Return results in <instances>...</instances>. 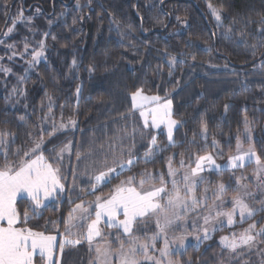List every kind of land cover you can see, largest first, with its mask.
Segmentation results:
<instances>
[{"label":"trees","instance_id":"obj_1","mask_svg":"<svg viewBox=\"0 0 264 264\" xmlns=\"http://www.w3.org/2000/svg\"><path fill=\"white\" fill-rule=\"evenodd\" d=\"M80 3L82 7L76 6V0H7L5 7V0H0V39L5 41L0 44V65L11 69L9 75L0 72V132L15 134L6 136V145L0 146V167L5 164V148L9 161L18 165L21 159L30 158L24 152L41 135L50 162L48 150L53 145L59 148L71 142L73 146L57 165L66 178L65 192L58 201L35 211L30 200L20 199L16 204L20 226L48 235L65 232L68 213L77 202L108 195L121 180L133 175L139 178L145 170L154 177L159 171L166 176L172 155L173 162L179 164L181 158L192 162L210 153L217 163L225 164L237 155L239 138L241 145H252L264 159V0ZM209 3L223 6V27L217 26ZM19 12L31 19L19 18ZM9 27L13 32L4 36ZM228 28L232 39L224 35ZM41 40L45 45L42 60L30 64ZM8 44L14 49H8ZM13 50L17 55L9 59ZM173 56L175 67L169 63ZM137 88L163 101L172 100V117L179 122L173 131L175 143L168 141L163 128H143L139 111L132 109L131 93ZM245 118L250 122L252 141L245 132ZM70 119L76 121V127L48 135L53 124L58 127ZM203 123L207 124L206 134ZM37 125L45 131L41 133ZM133 128L134 140L130 135ZM152 136L157 145L152 156L145 158ZM129 149L137 157L136 164L110 184L96 186L93 194L92 177L111 166L114 159H127ZM77 151L82 154L80 160ZM255 166L207 172L204 182L211 180L213 187L228 182L227 194L234 193L238 191L235 178L253 173ZM136 230L138 234L137 226ZM228 230L223 227L199 246L189 244L185 251L173 254L174 260L179 264H188L189 258L192 264L227 262L230 250L219 238ZM112 244L115 248L114 241ZM93 259L88 244L82 242L65 247L62 264H90Z\"/></svg>","mask_w":264,"mask_h":264},{"label":"snow or ice","instance_id":"obj_2","mask_svg":"<svg viewBox=\"0 0 264 264\" xmlns=\"http://www.w3.org/2000/svg\"><path fill=\"white\" fill-rule=\"evenodd\" d=\"M88 5H91L92 0H86ZM7 0H5V7ZM76 6L82 7L80 0H76ZM209 8L215 16L218 27H223L222 12L223 6L215 7L209 3ZM37 12L40 10L37 9ZM63 15V13H61ZM19 18H23V13H18ZM25 21L31 18H23ZM179 19V18H177ZM75 23V21H73ZM51 23V21L49 22ZM14 27V26H13ZM13 27H9L3 35L7 36L13 32ZM45 37L48 33L43 34ZM224 35L228 39H232L231 28H228ZM55 39V37H52ZM4 39H0V44H4ZM13 44H8V49H14ZM25 52L28 51V44L25 43ZM40 50H33L32 60L30 64H36L44 55V41L39 42ZM255 49V45H251ZM255 54V53H253ZM17 53L13 50L9 59L15 57ZM3 59V57H0ZM195 61L196 57H191ZM73 65L76 61H72ZM170 65L175 67L177 64L176 57H171ZM183 63V61H181ZM264 67V64L261 65ZM0 72L10 73L11 69L0 65ZM171 71L169 75H171ZM21 79H23L21 77ZM247 86V85H245ZM15 91V89H13ZM77 95L80 93V88L76 89ZM51 101V97H49ZM132 109L139 111V116L143 118V128L153 127L159 129L163 124L167 128V139L170 143H175L173 140V131L178 125V121L172 118V100L167 99L161 102L159 96H149L144 94L143 88H137L131 93ZM228 106L225 105V108ZM52 104L49 103V113L51 112ZM21 120L24 118L21 117ZM249 121L245 118V127L248 129ZM76 127V121L70 119L68 124L61 123L59 127L53 124L52 131L48 132L49 136L54 135L57 131L67 128L68 126ZM41 133L45 129L41 125ZM203 133H207V124H202ZM136 129L130 134L132 139L135 138ZM11 132H0V146L6 145V136H14ZM143 136V132H140ZM237 155L229 157L227 165H219L213 155L206 154L197 156L195 159V167L189 166V171H186L181 177V184L175 179L177 170L172 167L171 158H169L168 175L172 177L170 180L171 189L167 187L168 181H165L164 174L158 173L155 177L151 172L145 170L139 174V178L135 175L129 176L116 184L113 191L107 197L96 196L94 201L77 204L68 213L67 222L65 224V235L62 243L57 244V236L48 235L44 232L33 231L31 228L17 226L21 224V213L16 208L17 198L26 196L30 199L33 211L46 207V202L58 201L62 193L65 192V177L62 176L60 168L57 166L63 160L64 153H71L73 146L71 142L64 144L62 147L53 145L49 149L52 157V162L44 155L43 145L45 140L43 135L34 141V147L24 152V156L29 159H21L18 165H13L8 159L7 149L4 150L5 164L0 167V264H36L37 258L42 264H60V257L63 255L66 246L75 247L82 242H87L95 252L96 264H179L174 261L172 256L174 253H180L186 250V241L189 233L187 231L188 224L186 217L189 211H195L200 206L199 201L195 196V190L198 182L204 183V177L200 174L206 170L223 169L225 167L231 169L243 168L245 162L255 163L257 165L256 177L260 180V174L264 173V159H262L251 147L244 151L242 145L237 138ZM214 146L217 144L213 141ZM149 147L144 153L145 158H150L153 154L152 148L157 145V138L152 136L149 142ZM17 149V154H19ZM160 151V149H157ZM81 153L76 152L77 160L81 159ZM137 162V157L134 152L129 149L127 159H114L111 166H106L105 170L94 175L92 179L94 184L91 186V192L94 194L96 186L110 184L113 179H118L124 169L131 170ZM106 163V161H105ZM181 167L185 166L183 159L180 160ZM206 165L208 167H206ZM118 169L120 171H118ZM236 180L237 186L243 187L240 180ZM158 180L159 187H156L154 181ZM146 183H152V187L145 188ZM264 183V182H262ZM83 191V189H82ZM207 192V189H205ZM227 188L224 183L218 184L215 200L219 201L215 205V209H223L225 203L224 194ZM250 195V193H249ZM207 199V197H205ZM231 210H215L214 215L209 214L203 216V225L197 227L195 221L191 223L193 231L197 233L195 239L197 241L210 239L211 233L217 231V226L212 225L213 221L224 217L225 220L220 221V225L225 222L231 226L235 224L237 214L240 221L243 222L251 219L258 211L250 207L242 198L233 197L231 200ZM264 203V201H262ZM91 209V211H89ZM264 211V209H261ZM79 213L80 215H77ZM87 213L88 218L94 215V219H90L87 225L86 232L82 235L73 232V229L82 226L76 222L84 219V214ZM123 215V219L119 217ZM154 218L157 231L147 239H141L136 234L137 223H145V218ZM24 222L28 219V212L23 213ZM105 222L107 227L122 230L120 234L104 233L101 228V223ZM55 223V222H53ZM181 229V234L173 236L171 240L168 237V229ZM256 232L254 236L252 233ZM264 235V226L257 230L255 223L249 224L248 228L237 235L232 233L231 237L222 236L221 244L225 249L235 252L241 246H253L256 236ZM111 236L112 240L108 237ZM121 236L124 238L122 239ZM99 238V239H98ZM162 241L163 247L157 248V241ZM113 241L116 247H112ZM94 242H96L94 244ZM175 246V247H173ZM158 253V255L156 254ZM91 264V262H90ZM188 264H192L189 258Z\"/></svg>","mask_w":264,"mask_h":264},{"label":"rangeland","instance_id":"obj_3","mask_svg":"<svg viewBox=\"0 0 264 264\" xmlns=\"http://www.w3.org/2000/svg\"><path fill=\"white\" fill-rule=\"evenodd\" d=\"M42 57L40 58V60H39V62L37 64H39L41 62ZM3 73H5V72H3ZM10 73H5V74L9 75ZM145 95H147V94H145ZM149 96H153V95H149ZM161 102H163L162 99H161ZM136 111H138V110H136ZM63 124H68V123H63ZM70 128H72V126L69 125L67 128L62 129L60 131L67 130V129H70ZM160 128H163L167 132V128H166L165 125L162 124L160 126ZM248 129H250L249 126H248ZM245 132L247 133V136L249 137L250 141H252L253 135L250 134L251 132L250 133L248 132V130L246 129V127H245ZM250 147L252 149H254L252 145H249L247 147H245V146L242 145V149L244 151H247ZM181 159H183L184 162H185V166L184 167H181L180 163L179 164H176L175 162H173V155L171 156V164H172V167L177 170V174H176L175 179L181 184V188H182L181 177L183 176V174L186 171H189V166L192 167V168L195 167V159L196 158H193L192 159V162L186 161L185 158H181ZM227 162L225 164H219L217 162L216 163L219 164V165H227ZM190 163H192L193 165H191ZM168 164H169V161L167 162V175L164 176V179H165V181H168L169 182L167 184V187L169 189H171L170 180L172 179V177H170L168 175ZM252 164L253 163L245 162L244 167L245 166H248L249 167ZM206 167H208V166L206 165ZM225 170L232 171V170H237V169H231V168L225 167L223 169L217 170V169H214L213 168L211 170H206V171L202 172L200 175L203 176L204 179H205V174L207 172H221V171H225ZM256 172H257V165L255 166L253 173H249L245 177L243 175H241V173H240L238 175V177L235 178V183H236V180L238 178L244 177V179H241L240 180V184L243 185V187H239L238 188V186H237V188H238V191L237 192L229 193V194H227V192H226L224 194V200L227 203L224 204L223 209H215V205H218L219 204V201H216L215 200V195L217 194L218 187H213L211 185V180H207L206 182H204L202 184L198 182L197 187H196V190H195V196H196L197 200L199 201L200 206L198 208H196L195 211H189V213H188V215L186 217V222L188 224L187 231L189 233V236H188V240L186 241L185 247H187L191 243L196 244V245L199 246L200 244L205 243V242H207L209 240L208 239V240L197 241L195 239V236L197 234H199L202 237L203 234L202 233H197V232L193 231V229L191 227V223L193 221H195L196 224H197V227H200V226L203 225V220H202V217L203 216H207L210 213L214 215V211L215 210H224V211L231 210V208H232L231 200H232L233 197L242 198L250 207H252L254 209H257L258 211L255 213V215L251 219H247V220H245L243 222L240 221V217L237 214V216L235 218L237 222L235 224L231 225V226L227 225L226 222L223 225H220V221L221 220H225L224 217H220L219 220L213 221L212 222V225H210V226H213V225L217 226V229H218L217 231H219L223 227L229 228L228 232H226V233H224V234H222L220 236V238H219L220 240H221V237L222 236H229V237H231V235H232L233 232H235L237 235H239V233H241L242 231H244L245 229H247L248 226H249V224H252V223H255L257 225V230L260 227L264 226V211L261 210V209H264V203H262V201H264V183H262V182H264V173H261L260 174V180H257ZM159 173H162V172L159 171ZM154 184H155L156 187H159L160 186V183H154ZM224 184H225L226 188L229 186L228 182H225ZM150 187H152V183H148V184L145 185V188H150ZM205 189H207V192H205ZM228 191H230V190H228ZM249 193H250V195H249ZM110 194H108V195H110ZM108 195H105V196H103V195H97V196L107 197ZM205 197H207V199H205ZM23 198L30 200L26 196H23L22 195V196H20V197L17 198L16 204H17V202L20 199H23ZM95 199H96V197H94V198H92L90 200H83V202H85V206L87 207L88 206V202L94 201ZM51 202L52 201L46 202V206H48ZM81 202L82 201L77 202L73 206V208L77 204H79ZM89 211H91V209H89ZM77 215H80V214L77 213ZM94 218H95L94 215H92L90 217V219H94ZM119 218L120 219H123L124 217H123V215H121ZM90 219L88 218L87 213H85L84 214V219L79 220V221L76 222L78 225H82V226H78V227L74 228L73 229V232L80 233L81 234V237H82V235L87 230V225L90 222ZM17 226L19 227L20 225H17ZM136 226L140 229V232L137 235H139L141 237V239H147L148 236H151L154 232L157 231L154 218H152V217L145 218V223H137ZM26 228H29V227H26ZM101 228H102L103 232L106 233V234L107 233H112V234L115 235L116 233H115L114 230H118L119 232H122V230L107 227L106 226V223L103 222V221L101 223ZM181 231L182 230L181 229H178V228H170V229H168V237H169V239L171 240V238L173 236L180 235L181 234ZM217 231L211 233L210 239L215 236V234H216ZM252 234L255 236L256 235V232H253ZM51 235L57 236V244H59V243H62L63 242L65 232L54 233V234H51ZM121 238H123V236ZM108 239L109 240H112V237L109 236ZM95 243L96 242H94V244ZM88 247L93 252V255H94V259L91 261V264H96V261H95V252H94V250H92L90 248L89 245H88ZM112 247H113V244H112ZM156 247L157 248L163 247L162 241H159L158 240L157 241V244H156ZM173 247H175V246H173ZM229 252H230L229 259L227 260V262H225L223 264H232V263L233 264H257L259 261H260L259 264H264V235L256 236V240L254 241V244L251 247H249V246H241L235 252H232V251H229ZM156 254L158 255V253H156ZM247 254L252 255L251 258H247L246 257V259H244V257H245L244 255H247ZM59 259H60V264H62L63 255ZM172 259L174 260L173 256H172ZM243 260H248V261H250V263H246ZM36 264H42V262L39 260V258H37Z\"/></svg>","mask_w":264,"mask_h":264}]
</instances>
